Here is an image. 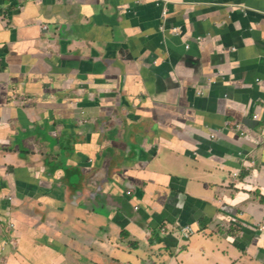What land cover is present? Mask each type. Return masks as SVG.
Here are the masks:
<instances>
[{
	"label": "crops",
	"instance_id": "crops-1",
	"mask_svg": "<svg viewBox=\"0 0 264 264\" xmlns=\"http://www.w3.org/2000/svg\"><path fill=\"white\" fill-rule=\"evenodd\" d=\"M0 264H264V0H0Z\"/></svg>",
	"mask_w": 264,
	"mask_h": 264
},
{
	"label": "water",
	"instance_id": "water-1",
	"mask_svg": "<svg viewBox=\"0 0 264 264\" xmlns=\"http://www.w3.org/2000/svg\"><path fill=\"white\" fill-rule=\"evenodd\" d=\"M52 51L49 52V54L52 55ZM57 58H53V55L51 58L47 59L46 62H47V66L45 67V69L42 68V73L44 74H39V76H34V81L35 83L37 84H40V86L42 85L44 88H42L43 90H46V89H49V85H48V82H43V80L46 79V77H49V78H56L55 75H63L65 74V79L67 78L68 74H76L78 77L77 78H82L85 73L84 69L81 68V65H79V63H77V65H72V66H68V60L67 58L65 57L64 54H57L56 55ZM115 61H118V60H115ZM101 64L100 62L98 63V65ZM98 72V71H96ZM57 79V78H56ZM32 83H33V80H32ZM45 85H48L46 86L45 88ZM52 89V88H51ZM66 92V91H65ZM40 97H43V93L41 92L40 90ZM69 90H67V94L65 93H55V94H49V96H54L55 98L56 97H59V101L62 102V104H66V96L69 94ZM53 98V97H52ZM72 99V98H70ZM69 99V100H70ZM32 102V99L31 98H28V97H23L22 99V105H26V104H30ZM49 102H51V99H49ZM84 117V116H83ZM122 149H119V151H121ZM114 158L115 159H118L119 158V155L117 153L114 154ZM108 161H110L108 159ZM119 163V161H117V164ZM117 164H115V167L117 166ZM140 181L141 183V180H138ZM115 185H119L117 182H114ZM134 184V183H133ZM135 184H139V183H135ZM120 186H123V185H120ZM124 187V186H123ZM122 189V187H121ZM142 189V186H136V185H132L131 187H126V190L129 191V194H130V198L131 202H134L136 200V197L139 195V192L140 190ZM123 193L125 194L124 190H123ZM3 253V251H1V254Z\"/></svg>",
	"mask_w": 264,
	"mask_h": 264
},
{
	"label": "built area",
	"instance_id": "built-area-1",
	"mask_svg": "<svg viewBox=\"0 0 264 264\" xmlns=\"http://www.w3.org/2000/svg\"><path fill=\"white\" fill-rule=\"evenodd\" d=\"M135 209H137L135 207ZM180 234H181V237L184 238V239H188L191 235H192V230L190 229V227H184L181 229L180 231Z\"/></svg>",
	"mask_w": 264,
	"mask_h": 264
}]
</instances>
